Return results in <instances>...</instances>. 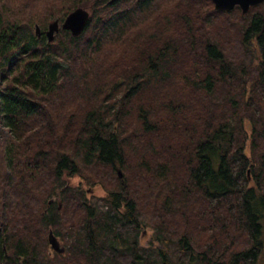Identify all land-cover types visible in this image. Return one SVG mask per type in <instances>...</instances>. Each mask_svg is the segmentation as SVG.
<instances>
[{"label": "trees", "instance_id": "obj_1", "mask_svg": "<svg viewBox=\"0 0 264 264\" xmlns=\"http://www.w3.org/2000/svg\"><path fill=\"white\" fill-rule=\"evenodd\" d=\"M0 264H264V1L0 0Z\"/></svg>", "mask_w": 264, "mask_h": 264}, {"label": "water", "instance_id": "obj_2", "mask_svg": "<svg viewBox=\"0 0 264 264\" xmlns=\"http://www.w3.org/2000/svg\"><path fill=\"white\" fill-rule=\"evenodd\" d=\"M213 4V7L217 11H230L234 7H238L242 14L247 13L250 6L260 4L264 0H210ZM89 18V12L83 7H76L70 11L59 24L57 21L51 22L48 24L44 35L48 41L53 40L54 35L61 28L67 30L71 33L72 36H78L86 26L87 20ZM35 34L40 35V29L38 25H35ZM117 174L121 177V170L117 169ZM48 242L51 248L58 252L62 253L64 251L63 246L60 245L57 238L52 234L51 230L48 233Z\"/></svg>", "mask_w": 264, "mask_h": 264}, {"label": "rangeland", "instance_id": "obj_3", "mask_svg": "<svg viewBox=\"0 0 264 264\" xmlns=\"http://www.w3.org/2000/svg\"><path fill=\"white\" fill-rule=\"evenodd\" d=\"M85 9H87V8H85ZM91 193L94 195L100 194V192L98 190H92ZM148 239H149V232H144L143 235L141 236L140 243L146 244L148 242Z\"/></svg>", "mask_w": 264, "mask_h": 264}]
</instances>
